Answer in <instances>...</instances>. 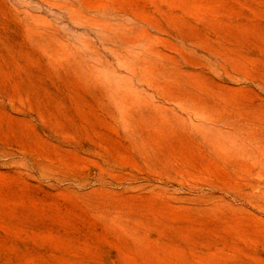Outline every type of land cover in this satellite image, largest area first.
<instances>
[{
  "label": "rangeland",
  "instance_id": "374dc122",
  "mask_svg": "<svg viewBox=\"0 0 264 264\" xmlns=\"http://www.w3.org/2000/svg\"><path fill=\"white\" fill-rule=\"evenodd\" d=\"M0 264H264V0H0Z\"/></svg>",
  "mask_w": 264,
  "mask_h": 264
}]
</instances>
